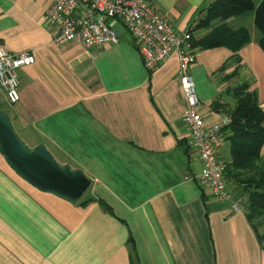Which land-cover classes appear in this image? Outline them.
<instances>
[{"label": "crops", "instance_id": "obj_1", "mask_svg": "<svg viewBox=\"0 0 264 264\" xmlns=\"http://www.w3.org/2000/svg\"><path fill=\"white\" fill-rule=\"evenodd\" d=\"M147 1L182 34L214 0ZM51 3L0 0V44L34 56L17 70L18 101L10 103L0 86V106L28 147L43 145L89 178L81 198L91 201L38 190L0 153V264H264V215L253 228L246 211H233L197 182L201 162L181 121L176 55L148 70L121 24L115 43L57 45L44 18ZM212 27L195 28L190 39ZM193 52L189 71L206 124L233 106L228 90L242 80L264 111L256 38L239 49V61L225 47Z\"/></svg>", "mask_w": 264, "mask_h": 264}, {"label": "built area", "instance_id": "obj_2", "mask_svg": "<svg viewBox=\"0 0 264 264\" xmlns=\"http://www.w3.org/2000/svg\"><path fill=\"white\" fill-rule=\"evenodd\" d=\"M44 18L55 29L53 41L57 45L77 42L83 47H91L115 43L118 34L114 26L121 24L132 38L145 67L151 71L175 54L184 99L181 121L201 162L197 182L217 200L228 202L233 211H246L247 197L233 196L227 187L226 162L220 153L225 142L223 128L231 118L224 114L219 122L205 123L189 71L195 58L190 34L197 19L184 33H177L147 0H52ZM33 62L34 56L29 50L12 53L0 44V86L10 103L19 99L17 70Z\"/></svg>", "mask_w": 264, "mask_h": 264}, {"label": "trees", "instance_id": "obj_3", "mask_svg": "<svg viewBox=\"0 0 264 264\" xmlns=\"http://www.w3.org/2000/svg\"><path fill=\"white\" fill-rule=\"evenodd\" d=\"M247 11L254 13V24L261 32L258 45L264 52V0L257 5L252 0L210 2L202 10V16L197 19L194 29L212 27L214 22L216 24L204 37L190 39L192 46L201 49L225 47L231 52L230 58L239 61L238 51L249 41V37L245 29H230L226 21ZM223 67L221 65L219 69ZM237 72L238 66L229 76ZM228 93L234 103L225 111L231 118L230 123L223 128L230 153V160L225 164V177L228 183L239 187V194L247 197L246 216L255 228L253 221L264 215V157L260 154L264 144V111L257 103V93L251 88L250 80H242L231 87ZM89 201L91 199L81 198L78 202L85 204ZM258 238H264V235Z\"/></svg>", "mask_w": 264, "mask_h": 264}, {"label": "water", "instance_id": "obj_4", "mask_svg": "<svg viewBox=\"0 0 264 264\" xmlns=\"http://www.w3.org/2000/svg\"><path fill=\"white\" fill-rule=\"evenodd\" d=\"M0 153L12 170L30 185L71 203H77L90 185L81 170L60 165L43 145L28 147L1 109Z\"/></svg>", "mask_w": 264, "mask_h": 264}, {"label": "rangeland", "instance_id": "obj_5", "mask_svg": "<svg viewBox=\"0 0 264 264\" xmlns=\"http://www.w3.org/2000/svg\"><path fill=\"white\" fill-rule=\"evenodd\" d=\"M254 4L258 3L259 0H252ZM260 3V2H259ZM227 26L230 28V29H233V30H237V29H240V28H243L246 30V33L248 34V37H249V41L247 43H249L251 41V39L253 38H256L257 40V43L259 41V38L261 36V32L260 30L256 27V25L254 24V13L253 11H247V12H244L242 14H239V15H236V16H233L231 17V21H229V23L227 24ZM115 29H118L120 30V25H117L115 27ZM246 43V44H247ZM245 45V44H244ZM243 45V46H244ZM215 52V51H214ZM218 52H222V51H216V53ZM221 55V54H220ZM217 56V55H216ZM201 58H199L200 60ZM233 61L232 60H229L225 63L224 65V68L227 67L230 63H232ZM194 79V78H193ZM238 81V80H237ZM233 84V83H232ZM197 91V90H196ZM4 95V94H2ZM225 96V94H224ZM228 96L229 98L232 100L233 98L230 96V94L228 93ZM234 102V101H233ZM262 108V107H261ZM0 109L2 111L5 112V110H3V108H1L0 106ZM263 109V108H262ZM6 113V112H5ZM14 131L16 132V134L18 135V137L22 140L20 134L15 130V128H13ZM23 141V140H22ZM24 142V141H23ZM25 143V142H24ZM26 144V143H25ZM222 157H223V160L225 162H228L230 160V153H229V148H228V144L225 143L224 146L222 147Z\"/></svg>", "mask_w": 264, "mask_h": 264}]
</instances>
